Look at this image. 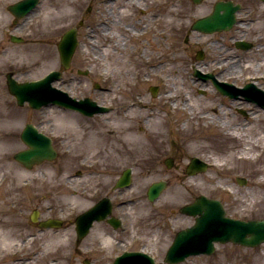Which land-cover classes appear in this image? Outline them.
I'll return each mask as SVG.
<instances>
[{
	"label": "rangeland",
	"instance_id": "rangeland-1",
	"mask_svg": "<svg viewBox=\"0 0 264 264\" xmlns=\"http://www.w3.org/2000/svg\"><path fill=\"white\" fill-rule=\"evenodd\" d=\"M16 1L0 0V264H112L123 252L142 247L157 264H167L165 252L175 233L193 222L178 208L199 194L225 203L230 217L264 218V139L247 151L249 159L237 158L248 139L264 137V109L243 98L223 97L210 81H200L193 73L198 63L220 81L241 87L254 77L264 89L263 2L232 0L241 5L234 30L205 35L189 28L211 12L214 0L198 5L190 0H41L15 30L6 6ZM81 19L73 64L81 69L91 65L92 73L81 87L64 76L55 84L77 97L90 96L109 110L81 118L54 105L39 110L17 106L8 93L6 73L27 81L59 69L55 44ZM10 33L24 42H11ZM238 40L254 46L237 49ZM199 50L203 60L195 59ZM229 57L234 71L225 73L221 61ZM150 86L157 87L155 97ZM187 99L189 105L182 109ZM205 111L209 117L201 118ZM27 123L51 135L59 151L56 160L31 170L13 160V154L24 149L19 134ZM232 130L240 137H231ZM169 155L182 157L183 168L167 169L163 159ZM192 156L208 162V170L185 176ZM211 158L223 160V165L213 166ZM127 167L132 169L131 187L111 195L120 227L98 222L77 241L75 216L99 198L85 197L83 188L102 181L109 193ZM75 170L83 175L73 179ZM242 177L247 179L244 186L237 182ZM160 179L167 188L150 203L146 189ZM232 196L251 216L230 208ZM34 209L44 218L60 217L64 227L39 230L29 220ZM108 235L110 242L105 243ZM178 264H264V244L251 249L217 245L212 255Z\"/></svg>",
	"mask_w": 264,
	"mask_h": 264
},
{
	"label": "water",
	"instance_id": "water-1",
	"mask_svg": "<svg viewBox=\"0 0 264 264\" xmlns=\"http://www.w3.org/2000/svg\"><path fill=\"white\" fill-rule=\"evenodd\" d=\"M192 1L199 3L201 0ZM38 2L39 0H22L9 6L8 9L14 16L20 18L27 15ZM238 9L239 5L233 6L232 3H217L214 7V12L206 18L197 20L192 28L204 33L226 31L236 23L235 13ZM76 45V31L74 29L67 31L58 45L61 62L65 67L69 65ZM236 47L246 50L250 48V45L239 41L236 43ZM54 76L55 73L52 72L42 80L21 84L16 83L10 78L8 80L9 90L15 95L19 105H22L24 101H28L29 105L33 108H39L42 105L53 103L65 107H79L81 105L86 114L106 111L105 108L97 106L95 102L90 100L77 103L73 101L72 103L65 93L52 88L51 83L55 79ZM213 82L222 93L229 94V96L235 98L238 94H243L247 99H252L264 107V91L258 88L254 89L253 85L245 89H239L218 83L214 80ZM248 89L251 91L254 89V91L249 93ZM21 139L29 149L18 152L14 155V159L27 168L53 158L54 153L52 152L50 139L39 133L33 126L27 125L25 127L21 133ZM205 169V163L197 159H192L188 172L190 173L191 170L204 171ZM163 188L164 185L162 183L152 185L148 191L150 199L155 198ZM108 211H99L94 208L79 216L76 219L77 238L79 240L82 239L88 233L92 222L94 220L104 219ZM181 212L191 216H197L196 223L175 237L174 242L166 253V261L170 264L181 262L190 255H210L214 252L215 242L221 244L232 242L251 248L264 243V219L244 222L227 218L224 215L221 204L216 200H208L201 196L192 205L182 208ZM110 222L114 226L118 225L117 222ZM40 226L45 228H59L62 226V222L56 219H48L40 223ZM113 264H153V262L143 253L125 252L117 257Z\"/></svg>",
	"mask_w": 264,
	"mask_h": 264
},
{
	"label": "flooded vegetation",
	"instance_id": "flooded-vegetation-1",
	"mask_svg": "<svg viewBox=\"0 0 264 264\" xmlns=\"http://www.w3.org/2000/svg\"><path fill=\"white\" fill-rule=\"evenodd\" d=\"M162 35L164 37L163 39H166L167 38L166 32H165V34L163 33ZM90 67L91 66H87L88 69ZM64 73L62 75V78L64 76L65 77V80L67 79V81L71 85L76 83L77 84V87L84 86L85 85V80L88 79V78H90V74L88 72L84 71L80 67L74 66V64L72 65V67L68 71H66V75ZM75 115L77 117L86 118V116H84V115H82L80 113H75ZM181 162H182V157H180V159H178L177 157H175V156L173 157L171 155H169L167 158H164L163 159V164H164V166L167 169H171L172 168V169L180 170V169L183 168ZM125 169H130L132 171V169L130 167H127ZM185 170H186V165L184 167V174L186 172ZM123 171H124V169L116 176V178L114 180V183L111 185L112 187L110 188L109 193H106V190H104V187H103L104 185L102 184V181H99V183H97L95 187H90V188L88 186L87 187H84L83 190H82V194L85 195V197H87V198H91V197H94V196L96 198L99 197L96 201H98V200H100L102 198H107V199L110 200L112 209H115L116 204L111 199V195L115 191L121 192V191L124 190V189L116 188L115 187V182L118 179V177H120L122 175ZM74 172L75 173L73 174V179H76L77 177H80V176L83 175L80 170H75ZM185 176H186V174H185ZM91 188H95L94 190H97L99 192H97V191H89V189H91ZM230 203H231L230 208H232V209H238L239 208V211H240L241 214L246 215V216L248 214V216H251L250 210L249 209H246L245 206H243V204H242V202H241V200L239 198H237L235 196H232V198L230 200ZM224 207H225V205H224ZM192 221H194L193 218H192Z\"/></svg>",
	"mask_w": 264,
	"mask_h": 264
},
{
	"label": "bare ground",
	"instance_id": "bare-ground-1",
	"mask_svg": "<svg viewBox=\"0 0 264 264\" xmlns=\"http://www.w3.org/2000/svg\"><path fill=\"white\" fill-rule=\"evenodd\" d=\"M236 26V25H235ZM234 26V27H235ZM227 60L228 61H230L231 59H230V57L228 58V59H224L223 61H221L222 63H225V65L227 66L226 68H225V70H224V72L225 73H229V72H233L234 71V67H233V65L232 64H228L227 63ZM220 63V62H219ZM227 63V64H226ZM195 67H197L198 68V66H195ZM200 70H202V67H200L199 68ZM217 78L218 79H220L221 77L218 75L217 76ZM221 81H224V80H221ZM223 97H225V98H227L226 96H223ZM228 99V98H227ZM172 105H173V108H174V110L176 109V105H175V101L173 100L172 102ZM189 105V99H187V100H185V101H183V105H182V109H184V108H187V106ZM240 106V105H239ZM258 107V106H257ZM173 110V111H174ZM172 111V112H173ZM249 113H251V111L249 110ZM200 117L201 118H206V117H209V116H207V111H205L203 114H201L200 115ZM210 120H209V124H212L213 123V121H212V119L211 118H209ZM204 125V124H203ZM231 137H233V138H239L240 137V135L241 134H239L238 133V131L237 130H232V131H230L229 133H228ZM260 139H264V137L262 136V137H259V138H257V139H248L247 141H246V143H245V145L243 146V148L241 149V152L237 155V158L239 159V160H241V159H249V157H251L249 154H248V152L247 151H251L254 147H258V145L260 144ZM55 147L54 146H52V152L54 153L53 155V159H55L56 158V149H54ZM262 149L264 150V143H263V147H262ZM51 161H53V160H51ZM211 161H212V165L214 166V165H216V166H221V165H223V163H222V161H219V160H217V159H215V158H211ZM126 173H124V175H125ZM128 174H130V172L128 173ZM72 181H74V180H72ZM259 181H262V178H259ZM69 182H71V179H69ZM166 201V200H165ZM167 201H169V200H167ZM253 201V200H252ZM260 202V201H259ZM165 204H166V202H165ZM80 208V207H79ZM78 209V208H77ZM49 228V227H48ZM53 227H51V229H52ZM178 234L181 232V229H179L178 231ZM104 241H105V243H108V242H110V238H109V235L108 236H106L105 238H104ZM141 252H143V253H145V252H147L146 251V249L144 248V247H142L141 248V250H140ZM149 253V252H148ZM85 263L84 264H88V261L86 260V261H84Z\"/></svg>",
	"mask_w": 264,
	"mask_h": 264
}]
</instances>
